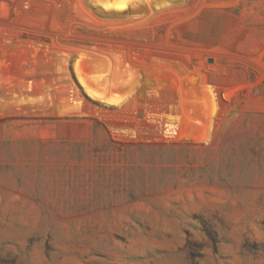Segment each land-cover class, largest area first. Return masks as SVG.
Masks as SVG:
<instances>
[{
	"label": "rangeland",
	"instance_id": "374dc122",
	"mask_svg": "<svg viewBox=\"0 0 264 264\" xmlns=\"http://www.w3.org/2000/svg\"><path fill=\"white\" fill-rule=\"evenodd\" d=\"M0 264H264V0H0Z\"/></svg>",
	"mask_w": 264,
	"mask_h": 264
}]
</instances>
